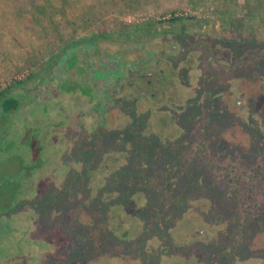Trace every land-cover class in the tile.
<instances>
[{"label": "rangeland", "instance_id": "obj_1", "mask_svg": "<svg viewBox=\"0 0 264 264\" xmlns=\"http://www.w3.org/2000/svg\"><path fill=\"white\" fill-rule=\"evenodd\" d=\"M60 70L79 125L65 147L39 106L50 141L1 157L0 264H264V0H0V91Z\"/></svg>", "mask_w": 264, "mask_h": 264}, {"label": "flooded vegetation", "instance_id": "obj_2", "mask_svg": "<svg viewBox=\"0 0 264 264\" xmlns=\"http://www.w3.org/2000/svg\"><path fill=\"white\" fill-rule=\"evenodd\" d=\"M96 47V46H95ZM81 52V51H80ZM79 52V53H80ZM86 51L83 54L88 55L91 54L92 52ZM88 53V54H87ZM80 56V55H78ZM89 56V55H88ZM94 58H96L94 56ZM95 62H88L86 61L82 67V73L84 75H82L80 77L81 82L85 81V82H89V80L91 79V81H93L94 83H99L101 78L103 76H106L109 73V69L105 70L104 75H100V69L102 67V64H99V68L95 69ZM79 69H77V66H74L73 71H77ZM100 70V71H97ZM62 70L57 72V75L54 76V79H49L48 80V85H47V89L45 91H43L44 86H46L47 84V80L45 79L44 82H42L40 89H37L35 87H30V89L27 90H22L21 88H19V86L17 84H15L14 86H12V88L9 90V92L6 93L5 97L8 98H12L15 99L17 102V107L15 109H10L6 114H4L5 116L0 120V145L2 147H4V149H6V147L9 146V141H8V145H5V140L7 141V135H10L9 133H11L13 135L12 138V143L11 144H17V142H19L20 138H21V132H26V131H30V135L36 134V140L39 142V145L45 146L47 142L50 141L49 138H46V131L44 130V128H42L41 123L43 122L40 117H41V113H40V109H38L39 106H43V108L41 109L42 111L46 112V117H47V121L49 122V127L47 128L48 131H51L53 133V135H55L53 138L56 139V141L58 140V142L61 140L65 147H70L71 143L69 140V133H71L72 131H74L73 129L76 128L77 124L79 125L78 121L73 124L71 127H67L66 123H62L61 121L59 122L58 119L54 118L53 116H51L52 114L49 113L47 110L50 107H52L51 105V99H50V94L51 92L53 93V91H56L57 89L54 87V83L56 81H59V75L60 72ZM73 75V74H72ZM72 75L70 76V78L68 79V84L72 85ZM99 78H97V77ZM145 75H139L138 77L142 78ZM72 78V79H71ZM81 83L83 84V87L85 88L87 86V84ZM103 82V81H102ZM100 84V83H99ZM102 84V83H101ZM53 85V86H52ZM18 88V89H17ZM68 89V88H67ZM76 90V89H75ZM75 90L71 89L70 93L67 94V90L65 92L64 98H71V96L75 93ZM45 93V95L43 94ZM55 95L57 93H54ZM162 96L165 95L164 92H161ZM98 95V94H97ZM85 96V95H83ZM87 98V96H85ZM58 98V97H57ZM59 99V98H58ZM41 100L44 102V104H41ZM70 100V99H69ZM159 101H166L167 99L164 97L158 99ZM151 101L153 102H157L153 100V96L151 97ZM23 104H26L29 107L30 113L31 115L29 117H25L24 114L26 113V109L23 108ZM0 111H2V109H0ZM92 111V110H91ZM97 111V109H96ZM92 114L91 112H87V113H82V116H86L87 114ZM17 115V117H16ZM96 118L95 119V123L94 125H87V122H91V120H87V121H81L82 123H84L85 125L83 126V129L86 131H93L94 129L97 130L99 128V126L101 125V115L103 116L102 112L97 111V113L95 114ZM19 119V120H16ZM17 124V126H16ZM81 125V123H80ZM83 125V124H82ZM103 125V124H102ZM101 125V128L103 127ZM17 129H15V128ZM16 133H14L13 131H16ZM71 131V132H70ZM41 141V142H40ZM7 155V154H5ZM49 160V159H48ZM44 164V163H43ZM12 212V208H10V210L7 212V218L13 216L10 215Z\"/></svg>", "mask_w": 264, "mask_h": 264}, {"label": "trees", "instance_id": "obj_3", "mask_svg": "<svg viewBox=\"0 0 264 264\" xmlns=\"http://www.w3.org/2000/svg\"><path fill=\"white\" fill-rule=\"evenodd\" d=\"M94 37H97L96 35H93ZM89 40V41H88ZM89 42V44H88V42ZM78 42H86L88 45H92V51H95L96 50V48L97 47H95V44L90 40V38H87V37H84V38H82L80 41H78ZM77 50V48H75V49H70L69 51H72L70 54H65L64 55V57H65V59H64V63L65 62H67V60L68 59H72V58H74L75 60H73V61H75L74 62V65H75V63H76V61H77V58H78V55H79V52L80 51H76ZM86 50H89V48L88 49H86ZM74 56V57H73ZM63 63V64H64ZM21 82H18V83H16L17 85H19ZM79 86H80V92L79 93H81V95H83L82 93H84L83 92V90L86 88H84L83 87V84H79ZM12 88V85L11 86H8V87H5L4 89H3V91H0V109H2V111H0V118L2 119L5 115L4 114H6L10 109H15L16 107H17V102H16V100L15 99H10V98H8V97H5L6 96V93L7 92H9V90ZM78 90V89H77ZM0 119V120H1ZM25 133H27V138H28V141L26 142L25 141V143L24 144H22L23 145V147H24V150H22L23 152H25L26 154H28L29 155V157H32V154H33V152L35 151V148L37 147V150H40L39 148H41V146L39 145V142L36 140V134H33V135H30V131L28 132V131H26ZM21 139V138H20ZM14 145H16L15 147H14ZM17 151V152H16ZM18 152H21V148H20V145H18V144H9V146L8 147H6V149H4V147H2L1 145H0V164H1V161H3V160H1L2 158V156L4 155V156H6V157H10V156H12L13 154H19ZM5 154H7V155H5ZM5 160V159H4ZM39 163V165L40 164H43V162H42V160H39L38 161ZM11 179H12V177L11 176H9V175H7V174H1L0 173V190L2 191V190H5L6 189V184L8 183V182H10L11 181ZM92 189V191H94V189L93 188H91ZM16 190L18 191V189L16 188ZM98 191H100V190H98ZM103 195L105 194V192H103L102 193ZM3 195V194H2ZM34 195L35 194H33V195H27L26 197H25V195H23L22 197H21V195L19 194V192H17V196H16V198H14L13 197V195H12V199H13V201L11 202V205L9 206V208L7 209V211H9L10 210V208H14V206H15V208L19 205V204H24L28 199H30V198H33L34 197ZM23 201H25V202H23ZM0 245H1V242H0Z\"/></svg>", "mask_w": 264, "mask_h": 264}]
</instances>
